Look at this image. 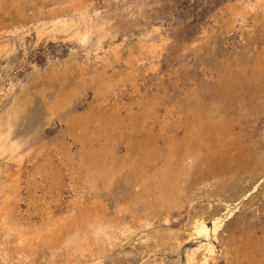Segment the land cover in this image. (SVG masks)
I'll list each match as a JSON object with an SVG mask.
<instances>
[{"label":"rangeland","instance_id":"374dc122","mask_svg":"<svg viewBox=\"0 0 264 264\" xmlns=\"http://www.w3.org/2000/svg\"><path fill=\"white\" fill-rule=\"evenodd\" d=\"M89 1L97 7L92 14L98 13L100 16L93 19L106 23L109 30L99 48H95L96 32L85 45L63 32H59L54 39L43 36L36 40V29L46 21L49 9L55 6L53 0H0V47H5L0 53V111L10 104L13 97L30 88V80L35 73L70 66L72 79L78 73L79 66L83 64L84 72H92L93 67L103 64L105 57L109 61L112 59L113 68L116 66L115 69L121 71L128 69L126 61L131 59L134 63L132 69H136L135 74L142 89L164 90L165 100L185 107L193 91L204 101L212 102L209 90L223 75L239 72L242 67L249 71L255 67L257 59L264 66V0H261L262 8L249 11L244 20L232 25L226 21L227 10L237 0ZM147 33L152 39L156 38L160 45L157 56H149L138 50L139 40ZM195 37H202L197 46L192 45ZM114 49L118 51L115 60ZM250 81L244 87H238L236 96L227 105V113L237 137L230 140L223 151L216 150L215 153L207 152L196 157V163L201 161V169L191 181L189 178L183 182L175 205L160 206L156 203L150 206L143 198L133 199L131 185H124L119 179L109 188L100 183L95 194L84 196L87 203L94 198L101 200L105 220H114L112 223L120 227L123 225L116 223V218L132 227H138L141 223L137 218L150 220L149 225L138 227L131 234H123L116 229L119 238L114 239V247L111 244H105L108 248L103 246L99 264H186L185 251L195 249L203 242L199 238H189L192 220L202 216L210 226L211 217L222 209L225 202H237L236 210L216 232V237L212 238L215 254L210 263L264 264V74L260 80ZM91 97L92 89L88 87L80 96L82 101L74 103L82 104L79 111L84 110L86 101ZM120 97L124 102L130 101L127 92L120 94ZM42 121L39 104L32 105L20 117L17 132L35 136L34 140L57 143L64 126L59 121V115L41 128L39 125ZM118 131L116 134L113 132L111 138L117 155L122 156L128 153L126 141L132 138V134ZM102 153L107 161L111 160L108 149L104 148ZM55 154L43 150L31 156L42 161L48 158L57 161ZM33 161L25 158L18 165L0 156V188L10 189L9 185L17 182L10 208L13 206L28 222H36L39 226L52 222L49 219L52 218L53 222L61 224L60 220L68 209L70 190L64 183L50 186L44 178L45 173H42V181L33 182L30 174H34L33 167L37 166L32 165ZM51 164L53 167L54 164ZM9 174L14 179L11 180L13 183L9 181ZM5 177L6 180H2ZM4 198L0 192V210L9 205ZM155 235H160L159 239L165 238L164 241H154ZM34 242L38 246L33 244L29 247L31 249L26 246L25 252L21 253L14 251L7 261L0 253V264H59L60 254L54 260H48L53 256L50 247L44 246L41 240ZM12 246L8 245V251ZM204 253V249H198L193 262L196 264ZM247 257H251L248 259L250 261ZM70 263L75 264H67Z\"/></svg>","mask_w":264,"mask_h":264},{"label":"bare ground","instance_id":"6f19581e","mask_svg":"<svg viewBox=\"0 0 264 264\" xmlns=\"http://www.w3.org/2000/svg\"><path fill=\"white\" fill-rule=\"evenodd\" d=\"M53 1L55 6L47 12L46 21L41 22V26L36 29V40L43 36L54 39L59 32H63L79 44L85 45L96 32L98 36L95 48H99L109 30L106 23L93 19L100 17L98 13L92 14L97 8L95 4L89 0ZM259 8H262L261 0H237L227 10L226 21L232 25L236 21L244 20L249 11H256ZM152 38L150 33H147L139 40V52L157 56L160 45L156 38ZM201 40L202 37H195L192 45L197 46ZM4 48L0 47V53L5 50ZM113 54V59L118 57V51L115 49ZM112 61L105 57L102 65L91 66L92 72H84L85 67L81 63L84 68L79 66L78 73L75 75L73 73L72 79L70 66L62 69L54 67L44 73H35L30 80V88H25L23 92L13 97L10 104L0 111V156L18 165L25 158L34 159L32 165L37 166L33 167L34 174H30L33 182L42 181V173H45L44 178L50 186L64 183L70 190L68 209L60 220L61 224L49 218L52 222L38 226L36 222H28L19 215L13 206L10 208L17 190V182L13 183L11 180L14 179L9 174V181L13 183L9 185L10 189L0 188V192L5 196L4 201L9 204L4 210H0V253L3 254L2 258L5 261L11 258L12 252L21 253L26 246L31 249L29 247L33 244L38 246L34 241L41 240L44 246L46 244L51 249L53 256L48 260L52 261L60 254L59 264L69 262L99 264L103 256L101 254L103 246L105 248V244H111L114 247V239L119 238L116 229L120 233L131 234L138 227L149 225L150 220L141 221L136 217V220L141 222L139 224L135 218H131L139 224L138 227H132L133 225L114 218L116 223L123 225L120 227L113 224L114 220L113 223L105 220L101 200L94 198L87 203L84 196L95 194L100 183L109 188L119 179L124 185H131L133 199L143 198L150 206L156 203L160 206L175 205L179 200L183 182L189 178L191 181L201 169V161L196 163V157L207 152L223 151L230 144L229 141L237 137L234 124L227 113V105L236 96L238 87H244L251 82L250 80L258 81L264 74L263 63L257 59L255 67L249 71L242 67L239 72L220 77L217 84L209 90L212 102L204 101L196 91H193L190 102L185 107L174 103L175 101L165 100L164 90L142 89L135 74L136 69H132L134 63L131 59L126 61L125 66L128 69L123 71L116 70V66L113 68ZM88 87L92 89V97L86 101L84 110L79 111L78 108L82 104L74 103L77 100L82 101L80 96ZM124 92L129 93L130 101L122 100L120 94ZM36 104H39L43 115L44 121L42 124L39 123L41 128L44 124L50 123L54 116L59 115V121L64 126L57 143L42 139L34 140L35 136L17 132L20 117L28 112L30 106ZM117 130L131 132L132 138L129 141L132 142V154L130 143L126 141L128 153L117 155L116 146L111 138L112 133L116 134ZM104 148L109 150L110 161L104 158L102 153ZM43 150L55 152L57 161H50L49 158L46 161L35 159L34 156ZM51 163L54 164L53 167L50 166ZM2 180L5 181L6 177ZM236 203L225 202L222 209L211 217L210 226L202 216L192 220L188 236L199 238L203 242L195 249L185 251L186 264H195L193 262L195 254L200 248L204 249L205 253L196 264H211L210 260L215 254L212 238L216 237V232L232 217ZM159 236L155 235L154 241L163 242L165 238L159 239ZM11 244H13L11 251H8L7 247ZM23 254L28 256L27 253ZM249 258L251 257H247V260Z\"/></svg>","mask_w":264,"mask_h":264}]
</instances>
